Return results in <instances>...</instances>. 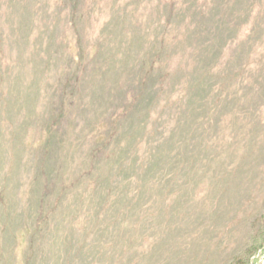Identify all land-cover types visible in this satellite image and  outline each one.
Returning <instances> with one entry per match:
<instances>
[{
	"label": "rangeland",
	"instance_id": "1",
	"mask_svg": "<svg viewBox=\"0 0 264 264\" xmlns=\"http://www.w3.org/2000/svg\"><path fill=\"white\" fill-rule=\"evenodd\" d=\"M0 264H264V0H0Z\"/></svg>",
	"mask_w": 264,
	"mask_h": 264
}]
</instances>
